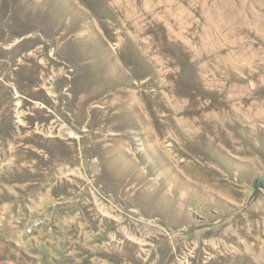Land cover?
I'll return each mask as SVG.
<instances>
[{"label":"rangeland","instance_id":"1","mask_svg":"<svg viewBox=\"0 0 264 264\" xmlns=\"http://www.w3.org/2000/svg\"><path fill=\"white\" fill-rule=\"evenodd\" d=\"M264 0H0V264H264Z\"/></svg>","mask_w":264,"mask_h":264},{"label":"water","instance_id":"2","mask_svg":"<svg viewBox=\"0 0 264 264\" xmlns=\"http://www.w3.org/2000/svg\"><path fill=\"white\" fill-rule=\"evenodd\" d=\"M254 191L253 196L259 195L261 190H264V176H258L253 183Z\"/></svg>","mask_w":264,"mask_h":264}]
</instances>
